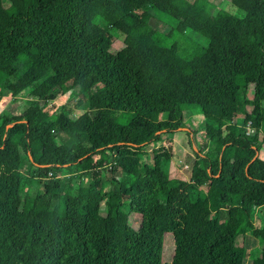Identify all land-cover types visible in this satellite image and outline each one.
Listing matches in <instances>:
<instances>
[{
	"label": "trees",
	"instance_id": "1",
	"mask_svg": "<svg viewBox=\"0 0 264 264\" xmlns=\"http://www.w3.org/2000/svg\"><path fill=\"white\" fill-rule=\"evenodd\" d=\"M230 3L0 0V264H264V0Z\"/></svg>",
	"mask_w": 264,
	"mask_h": 264
},
{
	"label": "rangeland",
	"instance_id": "2",
	"mask_svg": "<svg viewBox=\"0 0 264 264\" xmlns=\"http://www.w3.org/2000/svg\"><path fill=\"white\" fill-rule=\"evenodd\" d=\"M218 10H229L234 11V8L232 7L230 0H210ZM159 17L166 23L175 26V21L166 15H159ZM199 39V38H197ZM200 40V39H199ZM73 97L72 92H65V94L55 100L53 102L54 106H59L62 104L67 103L71 98ZM248 99L252 98V90L249 91L247 94ZM8 98H0V107L7 109V110H13L16 109H23L28 108V104L22 103L23 99H19L18 101H7ZM74 115H79L80 111L75 110ZM203 122V119L201 115H190L186 116L185 123L188 126V131H177L174 136L172 137V148H173V155H172V162L170 164V172L172 173V177H177L180 179L188 180L190 177V171H183L182 166L187 164L190 167L193 165V162L197 159L196 155L193 154L190 148V144L188 141V135L187 133L191 130L197 131L198 133L193 139L192 146L197 150V147L202 144L201 142V124ZM191 136V135H190ZM168 137H163L162 142H165V139ZM170 138V137H169ZM28 167V166H27ZM26 171L23 170L22 175L24 178H28ZM29 179V178H28ZM25 180V179H24ZM37 185V182L35 179L31 180L30 187L31 189H35ZM253 226L254 227H260L262 226L263 222L258 216H254L253 219ZM237 243L244 247L245 249V258H244V264H252L253 260L259 256V250H260V242L259 240L255 239L250 232L244 233L242 236H239L237 239ZM174 254V242H173V236L171 233H166L163 238V249H162V264H170L172 257Z\"/></svg>",
	"mask_w": 264,
	"mask_h": 264
},
{
	"label": "water",
	"instance_id": "3",
	"mask_svg": "<svg viewBox=\"0 0 264 264\" xmlns=\"http://www.w3.org/2000/svg\"><path fill=\"white\" fill-rule=\"evenodd\" d=\"M21 123L23 122V123H27L26 121H20ZM12 126V124H10V125H8L7 126V129L9 128V127H11ZM179 130H182V131H188V129L187 128H180ZM257 152H256V154H255V156H254V158L251 160V162H253L255 159H256V157H257ZM69 166H70V164H69ZM218 176V175H217Z\"/></svg>",
	"mask_w": 264,
	"mask_h": 264
},
{
	"label": "built area",
	"instance_id": "4",
	"mask_svg": "<svg viewBox=\"0 0 264 264\" xmlns=\"http://www.w3.org/2000/svg\"><path fill=\"white\" fill-rule=\"evenodd\" d=\"M251 132H253V131H251ZM182 170H184V171H185V170H188V166H187V165H183V166H182Z\"/></svg>",
	"mask_w": 264,
	"mask_h": 264
},
{
	"label": "crops",
	"instance_id": "5",
	"mask_svg": "<svg viewBox=\"0 0 264 264\" xmlns=\"http://www.w3.org/2000/svg\"><path fill=\"white\" fill-rule=\"evenodd\" d=\"M172 174V173H171Z\"/></svg>",
	"mask_w": 264,
	"mask_h": 264
}]
</instances>
